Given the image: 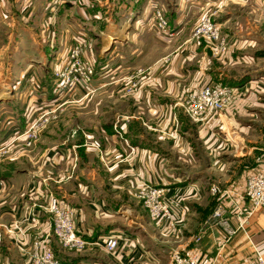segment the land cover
Instances as JSON below:
<instances>
[{
    "label": "crops",
    "instance_id": "crops-1",
    "mask_svg": "<svg viewBox=\"0 0 264 264\" xmlns=\"http://www.w3.org/2000/svg\"><path fill=\"white\" fill-rule=\"evenodd\" d=\"M48 2L0 0L8 16L0 27L16 31L0 51V147L38 116L65 112L29 157L4 171L3 264H29L36 240L65 264H170L176 249L207 264L264 258V208L250 211L244 198L249 177L264 173V146L250 143L251 135L264 139V129L249 126L250 116L264 119V0H70L49 25ZM157 8L175 38L157 31ZM207 14L228 42L220 56L192 38ZM42 21L55 34L39 35ZM83 40L94 44L85 55L96 68L89 100L83 85L58 93L54 79ZM132 79L141 82L126 94ZM215 84L235 89L231 111L246 116L248 129L240 132L242 143L217 130L219 118L197 124L182 111L188 93ZM143 185L165 190L174 229L151 220L133 197ZM51 196L73 209L84 250H65L52 236ZM218 208L221 217L214 216ZM112 237L121 238L109 253L105 241Z\"/></svg>",
    "mask_w": 264,
    "mask_h": 264
},
{
    "label": "built area",
    "instance_id": "built-area-1",
    "mask_svg": "<svg viewBox=\"0 0 264 264\" xmlns=\"http://www.w3.org/2000/svg\"><path fill=\"white\" fill-rule=\"evenodd\" d=\"M70 0H51V10L57 12L58 9ZM138 2V0H134ZM153 20L157 31L164 37L173 39L176 36L175 31L170 28L168 19L162 9L157 8L153 11ZM194 37L205 39L214 44V50L217 53L225 51V44L221 37L220 30L210 17L204 18L196 28ZM91 41L83 40L73 46L65 56L66 66L61 70L54 71V79L57 83V92L72 91L76 87L83 85L87 91H90L91 84L96 75L94 64L86 59L85 55L88 49H91ZM235 89L221 84L208 86L202 89H196L188 93L182 103L185 114L194 122H202L209 116L227 110L234 101ZM218 188L212 187L211 193L217 194ZM244 198L250 211L258 208H264V173L257 172L252 174L246 185ZM139 199L143 207L147 210L153 220H173L172 210L164 201V192L155 188L146 186L141 190ZM47 210L53 215V234L59 244L66 250H82L86 246L76 233L74 222V211L57 197L51 196L47 205ZM223 211L218 208L214 213L215 217H221ZM244 222L238 229H243ZM174 225V224H172ZM235 232H231L234 234ZM126 239L125 236H122ZM121 237H112L105 241V250L113 252L119 243ZM200 236L197 237V241ZM19 248H23V243L18 242ZM31 264H65L59 261L53 252L46 248L42 242L35 241L32 245L30 259ZM0 264H3L0 257ZM170 264H207L201 258L183 254L179 249L175 250L171 256ZM247 264H264V258L257 255L248 261Z\"/></svg>",
    "mask_w": 264,
    "mask_h": 264
},
{
    "label": "rangeland",
    "instance_id": "rangeland-1",
    "mask_svg": "<svg viewBox=\"0 0 264 264\" xmlns=\"http://www.w3.org/2000/svg\"><path fill=\"white\" fill-rule=\"evenodd\" d=\"M50 1L49 0V6H48V10L46 11V16L48 18V25L50 24L51 20L53 19H56V16L55 14L57 12H54L51 10V5H50ZM140 0H138L139 2ZM134 3H138V2H135L133 0ZM13 14H16L15 17H13V19L17 20V13L18 12H12ZM23 13H27L26 15H29L30 12L28 11H24ZM11 16V14H10ZM27 17V16H26ZM206 17H210V14L206 15V16H203L197 23V25L195 26L193 32H192V38L197 40V41H201V42H204L205 45L207 47H209V49L212 51L213 55L215 56H220L222 55L223 53H225L227 50H228V42L227 40L223 37V35L221 34V37L223 38V41H224V44H225V51L221 52L220 50L218 52L220 53H217L216 52V49L214 50V44H211L210 42H208L207 40L205 39H197L194 37V33H195V30L196 28L199 26L200 22L206 18ZM8 18V16H7ZM5 19L3 18L2 16V12H0V23L2 22V20H8V19ZM45 21V20H44ZM42 24V30L39 32V35L40 33L43 31L44 33H47L51 35V33H53L50 28L44 26L46 24H44V22L42 21L41 22ZM53 24V23H52ZM55 24L53 26H50V27H54ZM219 28V27H218ZM220 30V29H219ZM7 31H4L1 27H0V51L2 49H4L5 46H7V40H6V43H5V39L8 37V35L11 37L12 36V39H13V35H15L16 31L14 30H9V34L7 35ZM221 33V31H220ZM55 34V30H54V33ZM11 44V43H10ZM90 45L92 46L91 49H88V52L93 50L94 48V44L93 42L91 41L90 42ZM2 63H3V60L2 58H0V67L2 66ZM128 79V78H127ZM126 79V80H127ZM136 79V78H135ZM135 79H132V80H129L128 81V86L125 88V92L126 94H131L139 85V83L141 82V80L139 79L138 80V83H135L134 80ZM216 85V84H215ZM214 86V85H213ZM208 87V86H206ZM205 88V87H203ZM202 89V88H200ZM86 91V96L88 97L87 99L89 100V97L92 96V94L96 93V90L93 89L92 87L90 88V91ZM236 95V94H235ZM5 96V95H4ZM236 97V96H235ZM235 97H234V101H235ZM86 99V100H87ZM185 100V98H184ZM183 100V101H184ZM183 101L181 102V108H182V111L184 113V115L189 118L185 112H184V109L182 107V103ZM233 101V103H234ZM232 103V104H233ZM231 104V106H232ZM231 106L225 110V111H222V112H219L217 114H214L212 116H209L206 120L202 121V122H195L197 124H203L205 123L208 119L210 118H219L220 119V127H218L217 130H219L220 132H222L225 136V138H229L230 140H234L235 143L238 142V143H242V140H241V137H240V132L242 130L246 131L248 130L246 127H247V124H244L242 122V119H246V116H242V114H235V113H232L231 111ZM81 107H83V101L81 99H78V100H75L74 101V105H73V108H74V111H75V115L77 116V113H80V110H81ZM259 110V108H254V110ZM62 110L63 108L57 110V111H51L47 114H43V115H40L38 116L37 118L33 119L32 122L30 123V125L28 126V128L26 129V131L21 134L20 136H17L13 139H11L10 141H6L5 143L6 144H3L2 147H0V182H3L5 180H3L2 176L4 174V171L5 170H9L10 168L14 167V166H18V163L17 162H22V158L23 157H29L30 156V152H32V150H34L40 143L42 137L44 136V134L46 132H48L49 130H52V127L54 125L57 124V122L61 119V117L65 114L62 113ZM77 112V113H76ZM264 112V111H263ZM263 112H261L260 114L263 115ZM255 113H258L257 111H255ZM253 115V114H252ZM257 115V114H256ZM79 119H77V121H75V125H74V130H81V127H82V120H81V117L78 116ZM222 118V119H221ZM250 119L252 120V123L249 124V126L251 127H255V129H258V128H263L264 129V119H257V117L255 119H253V117L250 116ZM189 120L191 122H194L192 121L190 118ZM62 126V125H61ZM56 128V127H55ZM80 132V131H79ZM250 143H251V146H260L261 144L264 146V139H261V138H254L252 135H251V138H250ZM18 160V161H17ZM23 165V164H22ZM24 166V165H23ZM15 168V167H14ZM146 186H149V187H152V188H155L156 190H162L164 192V201L166 202L165 200V190L161 187H155V186H151V185H143L142 187H139L137 188L134 192H133V197L141 204V206L143 207V203L142 201L139 199V194L141 193V190L143 188H145ZM214 187V186H213ZM212 188V187H211ZM217 188V187H216ZM219 190V189H218ZM219 193V192H218ZM217 193V194H218ZM215 194V195H217ZM49 202V201H48ZM167 203V202H166ZM48 205V204H47ZM168 205V203H167ZM169 206V205H168ZM170 207V206H169ZM143 209L147 212V210L143 207ZM171 209V208H170ZM172 210V209H171ZM46 211L47 213L49 214L50 216V220L51 222H53V215L49 213V211L47 210V207H46ZM147 214L149 215V213L147 212ZM172 215H173V212H172ZM150 217V215H149ZM151 218V217H150ZM151 220H153L151 218ZM154 222L156 223H162V224H165L167 229L171 230V229H174L176 227V222L173 218L172 221H169V220H161V221H156V220H153ZM174 224V225H172ZM53 223H52V236L55 238L54 234H53ZM8 232H12V230H8ZM55 240L57 241V239L55 238ZM37 241V240H36ZM40 242H43L42 240H38ZM57 243L59 244V242L57 241ZM15 244H17V247L19 248V245H18V242H16ZM60 245V244H59ZM61 246V245H60ZM47 248V247H46ZM61 248H63L61 246ZM32 249V248H31ZM64 249V248H63ZM66 250V249H65ZM84 250V248L82 249ZM82 250H78V251H82ZM177 250V249H176ZM175 251V250H174ZM30 253L31 251L29 252V259H30ZM184 254V253H183ZM3 262V261H2ZM29 264H31V261L29 260Z\"/></svg>",
    "mask_w": 264,
    "mask_h": 264
}]
</instances>
